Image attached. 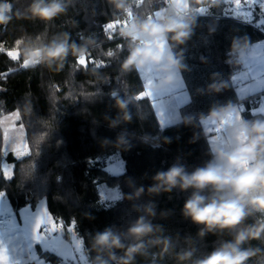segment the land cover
Listing matches in <instances>:
<instances>
[{"label": "trees", "instance_id": "1", "mask_svg": "<svg viewBox=\"0 0 264 264\" xmlns=\"http://www.w3.org/2000/svg\"><path fill=\"white\" fill-rule=\"evenodd\" d=\"M8 2L12 19L0 24V45L16 49L18 40L21 60L11 61L0 54V72L18 68L23 60L30 59L31 48L63 38L64 33L70 36V44H86L88 55L108 65L96 70L92 64L87 69L78 67L77 58L69 53L62 64L33 62L0 79V113L19 112L18 123L24 125L31 150L30 156L20 160L10 153L7 160L14 163L13 179H0V189L7 192L14 212L26 205L35 207L45 198L53 217L65 223L75 218L76 232L84 239L90 264L101 260L117 264L109 259L107 250L95 247V237L108 229L125 247L139 243L128 229L140 217L153 226V232L144 238V248L131 264H177L176 254L184 251L193 252L192 259L185 262L193 264L230 240L227 232L197 235L202 226L182 214L191 189L173 188L153 194L148 189L157 172L167 171L174 164L191 172L212 158L210 134L203 119L213 109L243 101V120L264 121V117L253 115L255 98L261 91L242 98L231 83V77L243 68L241 50L264 39L262 28L226 16L219 9L220 0H189L190 10L207 6L210 13L198 16L194 11L187 17H177L194 19L190 38L172 48L182 54L184 68L180 74L190 99L180 107L181 119L161 129L150 99L136 100L144 90L140 71L121 70L129 41L117 32L108 39L103 25L129 10L134 13L132 18L147 19L151 13L156 19V11L170 10L167 0H142L139 8L135 0H126V10H117L109 0H65L66 12L48 22L28 18L26 9L32 0ZM109 50L114 52L112 57L106 55ZM117 99L127 101L130 120L120 119L124 113L115 106ZM2 137L0 128V146ZM113 153H120L125 163L123 174L112 175L96 162ZM101 183L118 186L121 201L102 204ZM141 187L144 191L137 196L136 190ZM149 208L152 215L146 211ZM258 216L249 217L246 223H254ZM165 238L170 247L162 255L163 245L153 241ZM243 247L256 252L247 264H264V238L246 242ZM112 251L117 258L124 256L123 250ZM41 254L54 264H75L55 253Z\"/></svg>", "mask_w": 264, "mask_h": 264}, {"label": "clouds", "instance_id": "2", "mask_svg": "<svg viewBox=\"0 0 264 264\" xmlns=\"http://www.w3.org/2000/svg\"><path fill=\"white\" fill-rule=\"evenodd\" d=\"M117 10H126V0H109ZM67 9L65 0H32L26 12L28 18L41 21H51ZM175 4L168 13L152 19L132 18L130 25L120 30L122 39L129 41L128 56L121 64L122 71L135 69L139 72L146 65H153L164 74L163 79L153 84V89L175 82L176 75L184 65L182 54L175 53L173 46L183 45L192 34L193 20L177 18ZM17 18L19 15L17 14ZM12 19V8L8 0L0 2V24H7ZM70 36L53 39L47 44L30 49L29 58L37 63L53 62L62 64L71 53L76 58L88 55L87 45L69 43ZM166 44L167 47H161ZM124 113L120 119L130 120L127 113V101L116 100L115 105ZM231 105L224 109H213L208 119L215 122L221 119V113L227 112ZM223 121V120H221ZM239 123L231 126L228 136L232 137V146L228 150L214 149L211 159L203 166L196 167L191 172L182 165L174 164L167 171L157 172L153 177V185L149 194L171 192L173 188L181 191L192 190L185 200L182 214L191 223L202 226L198 236L207 233L227 232L232 236L219 246L214 247L203 258L196 259L193 264H247L256 255L255 250L246 249L243 245L251 240L264 238V121H245L239 118ZM116 121H113V126ZM141 187L136 195L142 194ZM152 215L151 209H146ZM258 218L252 224H247L249 217ZM153 226L145 223L144 217L138 218L129 229L128 234L139 243L125 247L120 237L111 230L98 233L95 237V247L107 250L109 259L117 264H131L135 255L144 248V238L150 236ZM162 244L161 254L167 253L170 244L167 238L155 240ZM113 249L124 251V256L117 258ZM192 251L176 254L177 264H185L192 259ZM99 264H107L100 261Z\"/></svg>", "mask_w": 264, "mask_h": 264}, {"label": "snow or ice", "instance_id": "3", "mask_svg": "<svg viewBox=\"0 0 264 264\" xmlns=\"http://www.w3.org/2000/svg\"><path fill=\"white\" fill-rule=\"evenodd\" d=\"M136 7L139 8L142 0H135ZM223 13L231 18L242 20L246 23H251L258 28H264V0H220L219 3ZM182 7L184 5H181ZM198 16L208 15L210 8L201 6L194 8ZM160 11H156L154 15H159ZM120 15V14H118ZM134 15L132 10L127 13V20L115 19L103 26L104 32L107 34L108 39H112V33L118 27L126 26L130 18ZM16 49H6L0 45V54L6 55L9 60L19 62L21 60L20 52L18 50L20 42L15 41ZM99 46V45H98ZM161 47H167L162 44ZM264 48V42L257 43L251 46L250 50ZM106 55L112 57L114 52L109 50ZM76 64L78 67L88 68L89 64L93 65V70L107 67L102 60H96L87 55L82 58H77ZM30 64L28 61L23 60L18 68H10L4 72H0V79H7L8 76L14 72L19 71L20 68H28ZM242 71H238L231 77V83L237 87L239 95L243 98L248 94L257 91H264V59L260 60L257 64H251L250 61H245ZM143 80V91L136 95V100L140 101L144 98L150 99L152 107L156 112L157 119L161 129L165 127L171 120L165 118L166 103L172 99H177L181 103L188 100L186 93L177 94L175 87L165 89L158 93L151 91L152 81L157 79L159 74L152 72L151 66L139 72ZM119 79V78H118ZM248 81H251L249 83ZM180 87L183 88V81L180 80ZM2 90V89H0ZM116 95V93H113ZM167 98V100L165 99ZM245 111L243 105L239 109L242 114ZM253 115L257 117H264V98L261 99L260 106L253 110ZM234 118L233 113H229L228 118L221 121L220 125L215 127L217 133H221L224 125L232 122ZM20 120L18 111L10 115H3L0 113V128L3 129L2 146H0V179L4 181H11L13 179L14 165L7 161L8 155L11 153L16 160L22 157L30 156L31 150L28 143L24 140V125L21 123L19 128L16 129L17 137L15 140H10L9 122ZM212 144L216 146L217 138L212 139ZM101 201L117 200L120 199V192L118 190H109L107 194L104 191L100 192ZM21 220L18 222L15 214L11 213L7 205V192L0 189V264H44L39 260L33 251L34 243H41L46 249L56 252V245L62 241L65 232L72 235L75 239L76 245L74 252L65 251L60 255L67 259L75 261V264H90V259L85 255L84 239L76 235V220L70 219L67 223L62 218H55L48 211L47 205L44 201L33 209L27 206L20 213ZM21 238L28 241L27 246L23 247L16 243Z\"/></svg>", "mask_w": 264, "mask_h": 264}, {"label": "crops", "instance_id": "4", "mask_svg": "<svg viewBox=\"0 0 264 264\" xmlns=\"http://www.w3.org/2000/svg\"><path fill=\"white\" fill-rule=\"evenodd\" d=\"M174 2H175V4H176L178 7L182 8V9H188L189 6H190V4H189V0H174ZM181 5H184V6L182 7ZM262 29L264 30V28H262ZM260 42H264V39H262V40H260V41H258V42H256V43H254V44H252V45H250V46H248V47H246V48H244V49L241 50V53H240V54H241V59H242V61H243V65H244V62H245L246 60H247V61H250L251 64H254V65H255V64H257L260 60L264 59V48L256 49L255 51H251V50H250L251 46H253V45L257 44V43H260ZM28 62H29V63H33V62H35V60H33V59H29ZM149 66H151L152 72L159 74L158 78L155 79V80H153V81H152V84H151V91H152L153 93H158L159 91L157 90V88L153 89V84H155L156 82L162 80L164 74H163L162 72L158 71V70H157L153 65H151V64L146 65V66H145L144 68H142L141 70H145V69H147ZM141 70H140V71H141ZM242 70H244V69L242 68L240 71H242ZM178 73L180 74V72H178ZM178 73H177V74H178ZM181 76H182V75H181ZM175 82H176V84H179V89L175 90V92H176V93H178V92H180V93H182V92H183V93H186V94H187V97H188V100H187L186 102H188L189 99H190V95H189V93H188V91H187V89H186L184 79H183V85H184L183 88L180 87V83H179V79H178V78H176V81H175ZM248 82L251 83V81H248ZM172 84H173V83H172ZM172 84L164 85L163 87H164V89H168L169 86L172 85ZM257 92H260V91H257ZM257 92H255V93H257ZM255 93L248 94V95L244 96L243 98H247V97H249V96H251V95H254ZM238 94H239V93H238ZM239 96H240V95H239ZM240 97H241V96H240ZM262 98H264V91H261V93L259 94V96H256V98H255V102H254V103H255V106L253 107V110L256 109V108H258V107L260 106V103H261V99H262ZM165 99L167 100V98H165ZM186 102H184V103L179 102V105L173 106V107L171 108V107H170L171 103H169V102L167 101V103H166V111H165V118L170 120V113L172 112V114H173V119H176V120H174V121H176V122L179 121V120H177L178 118H176V117L180 115V107H181L183 104H185ZM172 109H174V111H176V112H174ZM239 109H240V108H239L237 105H233V106H231V108H230L227 112H222V113H221V119H218V120L215 121V122H213V121H211L210 119H208L209 116L203 119L204 128H205L206 132L210 134L209 139H210V143H211V146H212L213 150H214V149H224V150H228V149L232 146V137L228 136L227 133L230 131V128H231L232 125H234V124H238V123L240 122V121H239V118H242V114L239 113ZM178 112H179V113H178ZM229 113H233L234 116H238V118H234V119L232 120L231 123L225 125V130H224L222 136L219 137V136H218V133H217L214 129H215L216 126H218V125L220 124L221 120H225V119L228 118ZM174 115H176V116H174ZM16 122H17L18 126H20V124L18 123V120H17ZM172 123H173V122H172ZM169 124H171V123H168L167 125H169ZM2 130H3V129H2ZM11 135H12V134L9 132V136H11ZM16 137H17V132H16V130H14V138H13V140H15ZM214 137L217 138V144H216V146H214V145L212 144V142H211L212 139H213ZM23 138H24V140L27 141V136H26V130H25V128H24V137H23ZM7 161H8V160H7ZM8 162H9V161H8ZM9 163H12V162H9ZM12 164L14 165V163H12ZM13 170H14V168H13ZM46 202H47V201H46ZM46 204H47V203H46ZM7 205H8V207H9L10 209H12V207H11V205H10L8 199H7ZM27 206H30V205H26V206L22 207V208L19 210V212L16 213V214H17L16 217L19 219V221L21 220V216H20L21 211H22L23 209H25ZM37 206H38V204H37L35 207H37ZM31 207H32V206H31ZM35 207H32V208L35 209ZM47 208H48V205H47ZM48 211H49V209H48ZM49 212H50V211H49ZM50 213H51V212H50ZM76 234L79 236V234H78L77 232H76ZM64 237H65L66 239H69V240L72 242V243H71L72 245H70V246H71V248H72V250H73V252H74L75 246L73 245V241H75V239L72 238V235L68 234L67 232H65ZM80 237H81V236H80ZM16 243H18V241H17ZM18 244H19V243H18ZM60 244H62V245L64 246L63 243H58V245H60ZM19 245H20V244H19ZM67 251H68V250H67ZM34 252H35V254L37 255L38 259L41 260V261H44L45 263H48V262H51V261L47 260V259L41 254L42 252L55 253V254H57L58 256H60L62 259L65 260V258L62 257V256L60 255L62 252H60V250H58V246H57V245H56V252H54V251H52V250H50V249H46V248H44L41 244L37 243V244H36V249H35ZM67 260H71V259H67ZM34 263H35V262H34ZM53 264H54V263H53Z\"/></svg>", "mask_w": 264, "mask_h": 264}, {"label": "rangeland", "instance_id": "5", "mask_svg": "<svg viewBox=\"0 0 264 264\" xmlns=\"http://www.w3.org/2000/svg\"><path fill=\"white\" fill-rule=\"evenodd\" d=\"M176 78L183 81V77L181 76V74H177L176 75ZM176 81V80H175ZM175 87V90L179 89V84H176V82H174L172 85L169 86V88H173ZM157 90L159 92L165 90L164 87H158ZM177 94H180V92H178ZM169 103H171L170 107L172 108L173 106H176V105H179V100L177 99H172L170 101H168ZM174 111V109H172ZM176 112V111H174ZM179 113V112H178ZM11 114V113H10ZM10 114H7V115H10ZM176 116V115H174ZM176 118H178L177 120H180L181 119V116H177ZM170 120H171V124L172 122L175 123L176 119H173V114L172 112L170 113ZM9 127H10V133L12 134L10 136V140H13L14 138V130L18 129L19 126L17 124L16 121H13V122H9ZM97 163H99L100 166L104 167L110 174L112 175H117V174H123L125 171H126V167H125V163L120 155V153H113L111 155H108V156H103V157H99L97 158L96 160ZM98 188H99V191H104L106 194L109 190H118L120 192V199H117V200H105V201H101L102 204H112V203H118L121 201V198H122V193H121V190L118 186H115V187H110L108 186L106 183H101L98 185ZM41 201H44L45 203L46 202V199H42L38 202V205L40 204ZM47 205V204H46ZM48 209V208H47ZM11 210V213L15 214V216L17 215L16 212H14L13 209H10ZM17 221L19 222V219L16 217ZM77 235V234H76ZM18 243L23 246V247H26L27 246V243L28 241H25L23 240V238H21ZM59 243H63L64 246L62 244L58 245V250H60V252H65V251H69V252H73L72 248L70 245H72L71 241L69 239H66L65 237L62 239L61 242ZM36 244L37 243H34L33 245V251H35L36 249ZM41 244V243H39ZM42 245V244H41ZM73 245L75 246L76 245V241H73ZM43 246V245H42ZM44 247V246H43ZM45 248V247H44ZM85 255L88 257L86 251H85ZM44 262V261H43ZM44 264H53L52 262H48V263H45Z\"/></svg>", "mask_w": 264, "mask_h": 264}, {"label": "built area", "instance_id": "6", "mask_svg": "<svg viewBox=\"0 0 264 264\" xmlns=\"http://www.w3.org/2000/svg\"><path fill=\"white\" fill-rule=\"evenodd\" d=\"M167 2H168V4H169V6H170V10H171V8H172V6H173V3L175 4V2H174V0H167ZM175 7H176V9H177V10L175 11V13H174L176 17H187V16L191 15L192 13H194V11H193V10H190L189 8H188V9H182V8L178 7L176 4H175ZM170 10H169V11H170ZM169 11L162 10V11H160L159 16L164 15L165 13H168ZM149 16L152 18V14H151V13H149V14L147 15L148 18H149ZM118 19H120V20H122V21H123V20H127V19H128V17H127V13L124 14L123 16L119 17ZM111 21H113V20H111ZM111 21H108V22L104 23V25L107 24V23H109V22H111ZM131 21H132V17L130 18V20H129V22L127 23L126 26L130 25ZM104 25H103V26H104ZM126 26L118 27V28L116 29V31L112 33V37H113V35H115L116 32H117V33H120V30L123 29V28L126 27ZM261 30H262V32L264 33V30H263V29H261ZM234 105H237L239 108H240L242 105H243V107L245 106L243 101H240V102H238V103H236V104H234ZM232 106H233V105H232ZM219 125H220V124H219ZM224 130H225V125L223 126L221 133H218V136H219V137L222 136Z\"/></svg>", "mask_w": 264, "mask_h": 264}]
</instances>
